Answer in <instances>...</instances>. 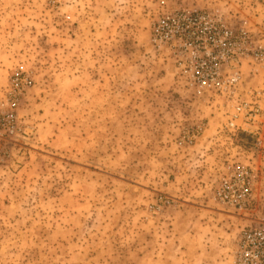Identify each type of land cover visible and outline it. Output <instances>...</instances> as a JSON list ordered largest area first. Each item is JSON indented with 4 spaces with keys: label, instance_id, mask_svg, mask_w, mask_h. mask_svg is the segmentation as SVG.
<instances>
[{
    "label": "rangeland",
    "instance_id": "1",
    "mask_svg": "<svg viewBox=\"0 0 264 264\" xmlns=\"http://www.w3.org/2000/svg\"><path fill=\"white\" fill-rule=\"evenodd\" d=\"M176 8L264 31V0H0V111L32 80L0 126V264H231L249 222L212 192L237 148L150 42Z\"/></svg>",
    "mask_w": 264,
    "mask_h": 264
},
{
    "label": "built area",
    "instance_id": "2",
    "mask_svg": "<svg viewBox=\"0 0 264 264\" xmlns=\"http://www.w3.org/2000/svg\"><path fill=\"white\" fill-rule=\"evenodd\" d=\"M150 42L181 86L206 96L236 152L220 167L213 199L247 218L231 264H264V31L248 16L232 20L218 8H176L158 15ZM32 80L11 78L0 126L13 131L18 95ZM199 122L184 130L192 142Z\"/></svg>",
    "mask_w": 264,
    "mask_h": 264
}]
</instances>
